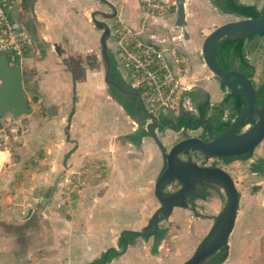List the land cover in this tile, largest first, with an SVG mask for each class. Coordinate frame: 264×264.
Returning a JSON list of instances; mask_svg holds the SVG:
<instances>
[{
    "label": "crops",
    "instance_id": "obj_1",
    "mask_svg": "<svg viewBox=\"0 0 264 264\" xmlns=\"http://www.w3.org/2000/svg\"><path fill=\"white\" fill-rule=\"evenodd\" d=\"M110 1L117 10L111 20L119 19L139 31L145 40L166 49L171 63V49L185 56L190 83L187 97L196 101L195 110L205 99L210 100V112L222 103L225 95L222 86L202 56V44L208 34L190 25L186 27L188 33L183 32L177 25L178 0H174L175 20L171 16L147 13L142 10L140 0ZM184 2L187 18L188 1ZM101 3L108 5L100 0H19L13 10L14 19L29 32L35 47L17 63L22 69L29 108L19 117L25 125L24 132L11 147L0 148L8 153L0 166V264H85L103 255L107 257L110 248L117 249L111 243L114 229L122 225V219H138L141 202L137 184H155L166 166L147 125L142 126V121L112 96L109 87V99L101 103L91 93L95 87L84 80L87 78L82 70V54L76 46L94 40L83 41L82 31L78 30L80 25L91 27L87 16L92 12H106L99 8ZM254 40H246L247 54ZM95 55H90L87 67L99 76L100 59ZM252 80L257 86L264 82L256 66ZM103 85H98L96 91L104 89ZM86 94L95 99L86 100ZM11 116V112L0 116V125ZM203 124L202 130L192 127L198 132L189 135H206L207 126ZM143 129L148 134L140 138ZM77 170H82L90 185L83 198L75 200L72 207L66 205L65 216L64 210L56 208V203L62 201L63 209V198L66 199L60 188L64 176L59 175ZM57 179V189L48 194ZM217 198L214 195L210 199L214 207L218 206ZM201 200L208 203L207 197ZM46 201L47 205H40ZM176 208L181 207H175L172 215ZM203 217L206 235L213 220ZM59 219L62 222H56ZM126 229L131 228H122L120 242ZM79 231L82 234L86 231L87 235L80 238Z\"/></svg>",
    "mask_w": 264,
    "mask_h": 264
},
{
    "label": "water",
    "instance_id": "obj_2",
    "mask_svg": "<svg viewBox=\"0 0 264 264\" xmlns=\"http://www.w3.org/2000/svg\"><path fill=\"white\" fill-rule=\"evenodd\" d=\"M100 1L110 5L113 9V12L101 11L100 13L106 18L115 17L117 14L115 5L110 0ZM177 4V25L183 28L184 33H188L185 26V2L178 0ZM98 12H92L91 17L94 24L103 31L100 43L101 55L106 67L105 82L111 94L112 86L123 95L137 98L136 103H140L143 112L151 119L147 123V128L156 140L166 162L165 168L155 183V195L161 205L154 211L143 230H123L122 240H125V233L143 237L153 236L160 229L161 220L170 217L175 207L190 208L199 215L211 218L213 223L193 254L181 264H205L218 255L220 256L215 259V262L221 264L226 260L230 251L229 239L238 217L240 192L230 172L219 165H202L197 161V156L205 161L213 157L246 159L252 157L264 141V82L258 87L242 70L225 69L218 59L217 52L219 42L225 38L245 39L264 33V14L258 17L243 16L216 25L202 44L203 60L214 78L225 85L227 92L240 94L244 98L245 105L240 114L230 122L227 130L218 135L212 133V123L208 119L199 120L196 128H200L205 122L208 123L205 131L208 139L201 135H183L185 130L173 125L172 128L179 134V138L167 147L157 130L154 129L160 120H163L162 114L158 116L149 110L138 90L128 88L110 77L113 67L108 47L111 28L105 20L97 19ZM112 96L115 97L113 94ZM28 109L22 69L18 64L10 62L5 51H0V116L11 112L13 117H20ZM184 113L185 111L182 110L181 114ZM175 180L181 183V187L175 191H166L165 186ZM199 185L224 191L226 200L217 214L206 215L198 211L196 201L191 197L205 198V195L198 190ZM57 187L58 179L52 189L56 190ZM128 246L129 242L125 241L126 248L120 253H124ZM116 252H118L117 249Z\"/></svg>",
    "mask_w": 264,
    "mask_h": 264
},
{
    "label": "rangeland",
    "instance_id": "obj_3",
    "mask_svg": "<svg viewBox=\"0 0 264 264\" xmlns=\"http://www.w3.org/2000/svg\"><path fill=\"white\" fill-rule=\"evenodd\" d=\"M187 1L189 12L188 17L186 18L187 20L185 26L188 28L190 25L191 28L202 32L203 34H209L216 25L240 18V16H236V14L225 11V8L221 7V3L218 2V0ZM251 1L259 3V8L264 9V0ZM165 3L170 8L168 9L169 12L162 16H171L173 17V20H175L176 8L174 0L165 1ZM141 4H143L142 1ZM99 8H103L106 12H112V9L103 3L99 4ZM141 8L144 10L143 5ZM155 15L159 14L155 13ZM87 17H89L91 27L88 29L87 26L80 25L81 30L78 31H82L81 33L83 34V41L91 38L94 40V42L92 41L90 44H78L76 46V50L82 54V62L84 63V65H82V70L86 73L87 78H84V80L85 82H89L92 88L95 87L94 90L96 91L98 90L96 89L98 85H103L105 83L104 74L106 67L102 59L101 43L99 39V34L103 31L94 24L91 14H89ZM96 17L97 19L105 20L110 25L111 32L112 30H115L119 24H122L119 19L111 20L110 18L104 17L100 11L96 14ZM113 41L114 38L110 34L108 38L110 54H113ZM253 43L254 44L247 54V58L251 64H254V66L257 67L260 79L264 80V35H257ZM91 54H96L95 57H99L100 59L99 67L101 68V74L99 76L97 72L91 70L93 68L87 67L89 60L88 58L91 57ZM87 72L89 73L88 77ZM94 72L97 75H94ZM102 80L104 83H102ZM105 84L106 85H103L104 89L101 91L95 92L91 88V93L94 92V94L97 95V99H99L101 103L109 99V93L107 92L108 85L107 83ZM222 89L224 94H226L227 89ZM85 99L92 101L95 98H91V96L86 94ZM198 100H200V98H198ZM195 103L196 101L188 103L187 107L184 108L186 114L190 113L194 116L199 115L198 111L195 110ZM190 106L193 109L189 112L188 108ZM221 106H223V103H219L218 107ZM228 107L225 108L224 117L228 118L231 116L232 119L235 118L236 116L232 114V112L229 110L230 108ZM124 113L125 112H122L121 114L125 117L126 115ZM161 113L157 111L154 112V114L158 116L161 115ZM141 119L145 126L147 125L148 121H151V119L147 117H142ZM204 125L205 124H203V127ZM247 127H249V125ZM200 129L202 130V128ZM197 132V130L194 131L189 129L183 135L195 134ZM158 135L167 147H170L179 138V134L174 131L173 128H164L162 131L158 130ZM204 136L205 134H202V137ZM9 147H11V145ZM113 147H115V145H113ZM2 148H8V146ZM201 158L202 157H197V161L200 164H202L203 161ZM206 163L207 165L217 163V165L223 167L224 169H229L233 174L232 175L230 172L240 192L238 217L235 228L232 231L229 239L230 251L226 260L221 264H264V141L258 146L250 158L230 161L225 159L216 160V158H211ZM81 171L82 170H77L68 175H64V172H61V175H59L61 177L64 176V184H61L60 188L62 190V194L67 200L63 198V202L65 203L63 209H61L63 206L62 201L56 203V208L58 209L57 211L64 210L66 212L64 213L65 216L68 214L65 210L66 205H70L72 207V204L75 200L77 202V200L83 198L87 188L90 185L88 184V181L83 178ZM178 188L179 184L176 182V180L165 186V190L168 192L175 191ZM90 191L92 192L93 190ZM49 192H54L52 187H50L48 194ZM204 192L207 193L208 203H205L203 200H201V198L195 199L198 211L202 214H206L207 212H216L217 210L220 211L223 208L226 200L224 191L219 188L209 187L205 189ZM137 194L139 196L138 201L141 202L139 204L140 209L137 215L138 219L133 220L129 218H123L122 225L114 229V240L111 244L117 248L118 252L112 255V259L108 261L107 264H181L193 254L197 245L205 236L204 234L207 229L205 217L195 213L190 208H176V213L172 215V217L170 216L161 220L160 222V229L163 228L166 229V231L164 237L158 243L156 252L153 250L156 243V234L153 236L143 237L126 233L124 235L125 240H123L122 244V242L119 241L122 228L143 230V228L148 224L154 211L161 205L160 201L155 195V184H137ZM214 195H217L218 197L217 207H214L212 202H210L211 197ZM94 198L96 197L94 196ZM47 204L48 202L46 201L44 204L40 205ZM77 206L79 207V204L74 207L77 208ZM56 222L59 223L62 221L59 219V221L57 220ZM78 235L80 238H82L86 236L87 233L84 231V234H82V232L79 231ZM125 241L129 242L128 249L126 252L120 253L126 248Z\"/></svg>",
    "mask_w": 264,
    "mask_h": 264
},
{
    "label": "built area",
    "instance_id": "obj_4",
    "mask_svg": "<svg viewBox=\"0 0 264 264\" xmlns=\"http://www.w3.org/2000/svg\"><path fill=\"white\" fill-rule=\"evenodd\" d=\"M19 0H0V51H5L11 63L17 64L34 50L35 43L29 32L13 17ZM144 10L160 16L169 12L163 0H140ZM111 35L112 49L117 67L131 88L140 92L146 107L153 112L179 115L191 99L185 67V56L171 49L172 63L166 49L145 40L139 31L129 25L119 24ZM189 112L193 108H188ZM25 125L19 117L11 116L0 125V148L10 146L24 132ZM217 158V157H213ZM211 159V158H210ZM205 165L207 161L203 160Z\"/></svg>",
    "mask_w": 264,
    "mask_h": 264
},
{
    "label": "trees",
    "instance_id": "obj_5",
    "mask_svg": "<svg viewBox=\"0 0 264 264\" xmlns=\"http://www.w3.org/2000/svg\"><path fill=\"white\" fill-rule=\"evenodd\" d=\"M227 6L228 7L226 8L224 7L226 10L232 13H236L238 15L244 16V17H258L264 14V10H258L256 5L247 4V3L238 4L236 0H227ZM260 35H264V33ZM256 36L257 35H253L245 39L225 38L221 40L218 44V49H217L218 59L221 65L225 69L238 68L252 79L254 72H255V66L251 64V62L247 58L246 40L255 38ZM110 56H111V60L113 64V69L110 73V77L116 80L117 82L123 84L124 86L131 88L130 85L123 78L122 74L120 73L117 67L115 56H113V54H110ZM235 84H237V81L235 82ZM221 86L222 88H225V85L222 82H221ZM111 91L113 95L116 97V99H118L120 103L124 104V106L126 107L127 111H129L130 114L134 112V109L132 108L131 104H129L126 101L123 94L119 93L112 86H111ZM222 103H223V106L221 107L216 106L214 107L213 112L212 111L210 112V109H211L210 100L205 99L199 104V107H198L199 115L198 116L191 115L189 112H188L189 114L187 115L192 120V123L194 125L197 124V122L200 119H208L212 123V133L214 135H218L224 132L225 130H227V128L230 125V122L240 114V112L242 111L245 105L244 98L240 94H235V93H227ZM257 104H258V100L256 101V105ZM227 107L230 108L229 110L232 112L233 115L236 116L235 118L232 119L231 116L228 118L224 117V111H225V108ZM141 124L142 126L144 125L143 121ZM186 124L187 123L185 122V125ZM207 125L208 124H205V126ZM146 134H148V131L146 129L140 130L139 132L140 138ZM226 160L229 161L230 159H226ZM204 194H205V197H207V193L204 192ZM165 231L166 229L161 228L156 233V243L153 249L154 252L157 251L158 243L164 237ZM121 242L123 244V240H121ZM115 253H116V249L110 248L108 250L107 257H104L103 255L102 257L93 259L90 262L85 263V264H106L108 261L112 259V255ZM205 264H216V262L214 260H210L209 262Z\"/></svg>",
    "mask_w": 264,
    "mask_h": 264
},
{
    "label": "flooded vegetation",
    "instance_id": "obj_6",
    "mask_svg": "<svg viewBox=\"0 0 264 264\" xmlns=\"http://www.w3.org/2000/svg\"><path fill=\"white\" fill-rule=\"evenodd\" d=\"M237 1V3L238 4H240V3H242L240 0H236ZM218 2H220L221 3V7H228L227 6V0H218ZM252 5H256L257 6V8H258V10H264V9H260L259 8V3H257V2H254ZM225 11H227V12H230V11H228V10H226V9H224ZM230 13H232V12H230ZM232 14H236V13H232ZM237 16H241V15H238V14H236ZM241 17H243V16H241ZM112 69H113V67H112ZM112 71V70H111ZM126 81V80H125ZM234 82H236V80L234 81ZM220 85H221V82H220ZM259 87V86H258ZM227 93H230V92H226V94ZM226 94L224 95V97L226 96ZM261 96H262V94H261ZM260 96V97H261ZM124 98L126 99V101L129 103V104H131V106H132V108L134 109V112L133 113H131L132 114V116H135V117H137L139 120H141L142 121V117L144 118H149L148 116H147V114H145L144 112H143V110L141 109V106H140V103H136V100H137V98L135 99L133 96H126V95H124ZM259 100V99H258ZM124 105V104H123ZM125 107V106H124ZM125 109H126V107H125ZM127 110V109H126ZM129 112V111H128ZM161 116H163V120H160V122L154 127V129H158L159 131H162L164 128H172L173 127V125H175L177 128H181L182 127V129H184L185 131V133L187 132V130H189V129H191L192 127H194V126H196V124L194 125L193 123H192V120L189 118V116L186 114V113H184V114H181V112H180V114L179 115H176V116H173V115H171V114H162ZM185 122L187 123L186 125H185ZM180 125V126H179ZM203 132H204V128H203ZM206 139H208V136H207V134L204 136ZM197 157H199V156H197ZM201 159H203V158H201ZM222 160V158H219V157H217L216 158V160ZM230 160H237V159H243V158H241V157H239V158H237V159H232V158H229ZM226 160V159H225ZM229 160V161H230ZM202 165H205V162L203 163V161H202ZM212 166L213 165H217V163H213V164H211ZM178 184H179V188L181 187V183L180 182H178V181H176ZM207 188H209V186H205V185H199V187H198V190L201 192V193H203L204 194V191H205V189H207ZM213 188V187H212ZM205 195V194H204ZM192 199H197V198H200V197H191ZM206 198V197H205ZM204 198V199H205ZM202 199V198H201ZM159 231V230H158ZM220 255H218L217 257H219ZM217 257H215V258H213L212 260H214L215 261V259L217 258ZM209 262V261H208Z\"/></svg>",
    "mask_w": 264,
    "mask_h": 264
},
{
    "label": "bare ground",
    "instance_id": "obj_7",
    "mask_svg": "<svg viewBox=\"0 0 264 264\" xmlns=\"http://www.w3.org/2000/svg\"><path fill=\"white\" fill-rule=\"evenodd\" d=\"M6 157H8V153L0 150V166L5 161Z\"/></svg>",
    "mask_w": 264,
    "mask_h": 264
}]
</instances>
